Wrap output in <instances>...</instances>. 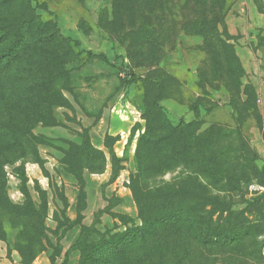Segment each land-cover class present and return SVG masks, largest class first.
Here are the masks:
<instances>
[{"label": "rangeland", "instance_id": "obj_1", "mask_svg": "<svg viewBox=\"0 0 264 264\" xmlns=\"http://www.w3.org/2000/svg\"><path fill=\"white\" fill-rule=\"evenodd\" d=\"M28 4L29 48L0 63V120L34 136L0 164L7 254L83 264L118 244L117 264H264V0H16L0 15ZM244 224L258 232L232 242Z\"/></svg>", "mask_w": 264, "mask_h": 264}, {"label": "trees", "instance_id": "obj_2", "mask_svg": "<svg viewBox=\"0 0 264 264\" xmlns=\"http://www.w3.org/2000/svg\"><path fill=\"white\" fill-rule=\"evenodd\" d=\"M16 0H0V11L3 6H9L12 3H14ZM39 22H37V15L34 14L33 10L31 11V5L28 4V10L26 12H22L19 15L16 16H1L0 15V45L4 46L2 53L0 54V63L3 65H10L13 60V58L19 56L20 54L24 53L30 45V42L28 40L29 36L28 33L32 30L36 31L37 25ZM34 28V29H33ZM8 41V44H7ZM89 55H93L91 52H89ZM102 59H106V56L100 55L99 56ZM125 78H127L125 76ZM125 78L123 80H125ZM37 80L33 83V86L37 85ZM35 84V85H34ZM3 99V98H2ZM20 126V128H14L13 126ZM31 138L33 139L34 136L29 130H27V127L20 125L18 122L11 120L10 124H7L6 122L0 120V164L6 160L9 159L12 153L16 152V146L21 141H25ZM26 144V143H25ZM263 171V170H262ZM135 195H137V199L140 201V203H146L148 200H157L160 202H163V200L166 198V195L161 190L152 191L149 194L138 196V191L135 189ZM190 195L189 197H191ZM200 198V196H197ZM200 199H205L201 197ZM244 228L240 229L239 226H237V231L239 232V238H235L232 240V242L237 241L238 243H241V240L246 239L247 237H253V235L258 232L257 226H249L248 224ZM94 230V228H89V232ZM83 236H81L76 243L72 246L71 249L74 248H80L82 244L84 243ZM125 242V241H124ZM126 243V242H125ZM124 243V244H125ZM128 243V242H127ZM122 246H119L118 244H109L107 251L103 248H98L99 254L94 256L92 254H86L85 259L83 261V264H103L104 262H108V264H117L118 259L121 260L122 258L119 257L116 253L122 252ZM105 252H114L115 253V259L113 257L104 259L102 257L103 253ZM70 254V251L67 252L66 258L62 264L68 263V256ZM100 257V258H99ZM137 264H141V261L136 262ZM24 264H30V263H24ZM155 264V263H154ZM162 264V263H159Z\"/></svg>", "mask_w": 264, "mask_h": 264}, {"label": "crops", "instance_id": "obj_3", "mask_svg": "<svg viewBox=\"0 0 264 264\" xmlns=\"http://www.w3.org/2000/svg\"><path fill=\"white\" fill-rule=\"evenodd\" d=\"M241 29L243 32L247 31L248 27L247 24L241 18ZM0 264H24L21 260L16 256H9L7 252L2 247L0 243ZM33 264H39L38 260L33 262Z\"/></svg>", "mask_w": 264, "mask_h": 264}, {"label": "built area", "instance_id": "obj_4", "mask_svg": "<svg viewBox=\"0 0 264 264\" xmlns=\"http://www.w3.org/2000/svg\"><path fill=\"white\" fill-rule=\"evenodd\" d=\"M262 170H263V175H264V161H263V164H262Z\"/></svg>", "mask_w": 264, "mask_h": 264}]
</instances>
